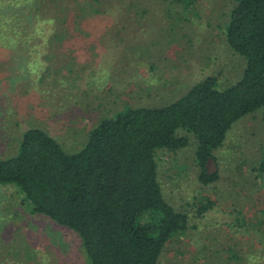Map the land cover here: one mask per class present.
Returning <instances> with one entry per match:
<instances>
[{"label": "rangeland", "instance_id": "374dc122", "mask_svg": "<svg viewBox=\"0 0 264 264\" xmlns=\"http://www.w3.org/2000/svg\"><path fill=\"white\" fill-rule=\"evenodd\" d=\"M75 3L0 0V158L16 152L26 128H41L65 151L76 152L104 115L127 105L168 104L207 76H215L223 89L242 73L243 60L225 42L230 0H196L198 14L184 21L179 4L163 16L156 0H142L139 5L149 10L146 18L126 21L127 29L105 38L104 25L120 22L123 5L83 19L82 25L93 21L98 27L88 29L87 36V29H75V11L65 16ZM53 31L62 42L53 40V49L37 44ZM16 37L21 38L18 49ZM47 50L63 55L51 60L48 70ZM177 133L188 144L156 153L157 178L165 200L188 214L190 227L169 239L160 264H264V189L253 170L263 141L260 110L232 124L208 163L219 171V180L208 187L197 182L192 136L182 129ZM16 198L12 188L0 186V239L10 230L29 253L15 257L0 249V264H89L76 233L31 213ZM204 204L208 207L199 213Z\"/></svg>", "mask_w": 264, "mask_h": 264}, {"label": "trees", "instance_id": "16d2710c", "mask_svg": "<svg viewBox=\"0 0 264 264\" xmlns=\"http://www.w3.org/2000/svg\"><path fill=\"white\" fill-rule=\"evenodd\" d=\"M75 1L65 16L75 11L72 21L82 32L98 30L93 21L82 25L83 19L110 14L116 11L115 4L123 5L120 22L104 25V38L114 37L119 29H127L123 25L126 21L143 20L149 12L139 5L142 0ZM230 1L225 42L244 64L233 84L220 89L215 76H207L168 104L124 106L101 117L88 130L83 146L72 153L45 130L29 127L22 132L16 152L0 158V186L12 188L18 199L23 196L16 198L17 203H27L31 213L44 215L76 233L89 264H160L169 239L190 227L188 214L165 200L157 178L156 153L188 144L189 139L177 133L179 129L194 140L197 182L204 188L219 180V171L210 170L208 163L215 160L214 152L223 146L232 124L260 110L263 141L253 170L264 189V0ZM156 2L163 16L176 3L184 15L182 21L198 14L196 0ZM134 5L139 6L135 15L126 17V11L137 8ZM53 40L62 42L53 31L37 44L53 49ZM20 42L16 37L14 49ZM103 45L108 47V43ZM44 54L46 70L51 60L63 57L60 53L52 56L48 50ZM62 62L65 66L66 60ZM207 207L200 206L198 212ZM1 241L4 255L20 257L24 250L29 253L20 247L16 236H10V230Z\"/></svg>", "mask_w": 264, "mask_h": 264}]
</instances>
